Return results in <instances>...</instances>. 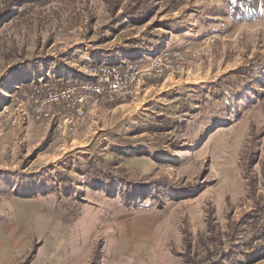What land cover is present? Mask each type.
Here are the masks:
<instances>
[{"label":"rangeland","instance_id":"obj_1","mask_svg":"<svg viewBox=\"0 0 264 264\" xmlns=\"http://www.w3.org/2000/svg\"><path fill=\"white\" fill-rule=\"evenodd\" d=\"M16 1L0 0V264H264V13ZM125 62L133 92L33 116L47 88L78 96Z\"/></svg>","mask_w":264,"mask_h":264},{"label":"built area","instance_id":"obj_2","mask_svg":"<svg viewBox=\"0 0 264 264\" xmlns=\"http://www.w3.org/2000/svg\"><path fill=\"white\" fill-rule=\"evenodd\" d=\"M183 59V54L178 52L177 58ZM179 59V58H178ZM154 64L150 68H147L145 74L150 73L157 61L154 59ZM111 71L106 79L104 86L88 84L81 86L83 92L78 96H74L75 90L70 87L47 88L43 96L38 97L37 101L31 104L33 110V116L40 119L44 116L51 115L52 106L63 104L70 113H67L70 122H75L84 113L85 104L97 93L107 92L111 96L115 94L117 96L127 95L134 91L135 86L132 84L135 75L133 72L137 67L128 65L126 62L124 64H119L115 66L108 67ZM136 74L138 72L136 71ZM151 74V73H150Z\"/></svg>","mask_w":264,"mask_h":264},{"label":"trees","instance_id":"obj_3","mask_svg":"<svg viewBox=\"0 0 264 264\" xmlns=\"http://www.w3.org/2000/svg\"><path fill=\"white\" fill-rule=\"evenodd\" d=\"M16 1L13 5L12 10H14L16 8V6L18 5V2ZM26 6V5H25ZM28 6L25 7V9H27ZM233 8H234V15H241V16H246V17H258L261 14L264 13V0H236L233 3ZM96 181L98 179V177H95ZM99 180V179H98ZM257 213L259 214V211H255L254 214ZM261 232H263V229L261 230ZM259 233H257L258 235ZM215 238H219V234L214 236ZM232 236L228 235V238L230 239ZM220 240V243L222 244V237ZM264 250V249H262ZM190 260V259H189Z\"/></svg>","mask_w":264,"mask_h":264},{"label":"bare ground","instance_id":"obj_4","mask_svg":"<svg viewBox=\"0 0 264 264\" xmlns=\"http://www.w3.org/2000/svg\"><path fill=\"white\" fill-rule=\"evenodd\" d=\"M172 156H173V154H172Z\"/></svg>","mask_w":264,"mask_h":264}]
</instances>
